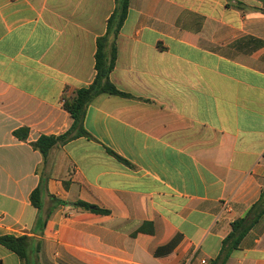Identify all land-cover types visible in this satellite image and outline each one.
Returning <instances> with one entry per match:
<instances>
[{
  "label": "crops",
  "instance_id": "0c3cea01",
  "mask_svg": "<svg viewBox=\"0 0 264 264\" xmlns=\"http://www.w3.org/2000/svg\"><path fill=\"white\" fill-rule=\"evenodd\" d=\"M114 9L0 0V237H31L39 264H212L264 189V0H131L110 75L130 97L98 96L92 138L45 166L33 144L72 127ZM42 175L61 204L36 232ZM0 264L22 263L0 244ZM225 264H264V215Z\"/></svg>",
  "mask_w": 264,
  "mask_h": 264
},
{
  "label": "trees",
  "instance_id": "16d2710c",
  "mask_svg": "<svg viewBox=\"0 0 264 264\" xmlns=\"http://www.w3.org/2000/svg\"><path fill=\"white\" fill-rule=\"evenodd\" d=\"M115 9L107 21V32L103 37L97 40V51L95 54L96 76L92 84L88 87L75 91L70 97H65L64 108L73 119V125L69 131L60 136H42L33 147L40 151L44 158V165L50 162L51 152L58 146H64L80 138L91 139L92 136L85 128V117L87 109L91 103L102 94H112L121 97H130L128 94L120 91L111 81L110 75L116 66L117 46L116 42L125 24L128 15L131 0H114ZM108 153L121 161L126 162L113 151L107 149ZM48 176L42 175L39 186L31 193L30 200L32 205L38 210L39 215L34 228L36 232H42L47 221L56 209L60 201L50 197L55 204L53 209L44 210V196L47 193ZM76 207L91 211L95 214H106L107 211L92 206L84 202H78ZM264 215V189L259 201L253 205L247 216L232 223L230 234L224 239L223 246L218 258L212 264H225L231 254L237 250L253 228V226ZM0 244L14 252L22 264H39L36 254L39 246L34 248L33 239L27 235L15 237L6 235L0 237ZM172 245V244H171Z\"/></svg>",
  "mask_w": 264,
  "mask_h": 264
},
{
  "label": "built area",
  "instance_id": "2783aa9c",
  "mask_svg": "<svg viewBox=\"0 0 264 264\" xmlns=\"http://www.w3.org/2000/svg\"><path fill=\"white\" fill-rule=\"evenodd\" d=\"M65 102V101H64ZM190 264V263H188ZM196 264H209L208 260L206 259H201L199 262H197Z\"/></svg>",
  "mask_w": 264,
  "mask_h": 264
}]
</instances>
